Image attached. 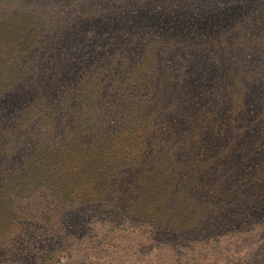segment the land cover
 I'll use <instances>...</instances> for the list:
<instances>
[{
  "label": "trees",
  "instance_id": "16d2710c",
  "mask_svg": "<svg viewBox=\"0 0 264 264\" xmlns=\"http://www.w3.org/2000/svg\"><path fill=\"white\" fill-rule=\"evenodd\" d=\"M262 177L264 0H0V259L112 212L202 258Z\"/></svg>",
  "mask_w": 264,
  "mask_h": 264
},
{
  "label": "rangeland",
  "instance_id": "374dc122",
  "mask_svg": "<svg viewBox=\"0 0 264 264\" xmlns=\"http://www.w3.org/2000/svg\"><path fill=\"white\" fill-rule=\"evenodd\" d=\"M180 18L176 21H181L178 23L181 27L189 21L188 17ZM200 23L206 22L201 20ZM262 181L263 177L256 181L261 184L260 190L256 191L259 184L255 180H248L246 184L249 188L241 196L245 203L255 202L250 204V211L257 213L254 219H242V224L233 230L223 231L213 237L212 241H218L211 246L215 247L213 254L204 251L202 258L195 259V255L190 252L189 260H183L186 258L181 256L180 248L165 237L167 234L162 229L140 222L131 215L123 217L112 212V215L103 214L92 218L88 223L91 227L89 234L75 245L70 241L69 244L73 245L69 248L70 254L66 257L64 254L67 251L60 250L59 255L62 254L58 257L62 262L69 261V264H264V203L259 209L256 208L259 201L264 199ZM201 201L205 202L203 199ZM224 202L225 199L221 204ZM6 261L0 259V264H13ZM14 264L50 263L45 258L31 259L27 255L22 262L18 257Z\"/></svg>",
  "mask_w": 264,
  "mask_h": 264
}]
</instances>
